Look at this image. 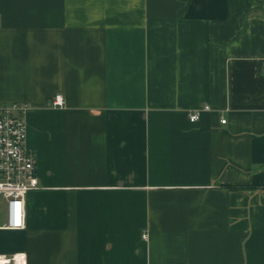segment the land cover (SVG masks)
Returning <instances> with one entry per match:
<instances>
[{"label": "crops", "instance_id": "obj_1", "mask_svg": "<svg viewBox=\"0 0 264 264\" xmlns=\"http://www.w3.org/2000/svg\"><path fill=\"white\" fill-rule=\"evenodd\" d=\"M14 102L40 187L0 255L264 264V0H0Z\"/></svg>", "mask_w": 264, "mask_h": 264}, {"label": "built area", "instance_id": "obj_2", "mask_svg": "<svg viewBox=\"0 0 264 264\" xmlns=\"http://www.w3.org/2000/svg\"><path fill=\"white\" fill-rule=\"evenodd\" d=\"M51 106L63 107L65 100L57 95ZM28 106L25 103H0V214L5 216L2 229L23 230L26 227V197L40 187L37 176L35 154L26 146L27 126L25 114ZM205 106L189 115L191 122L200 119ZM222 123H226L222 119ZM147 238V235H143ZM24 252L11 255H0V264H26Z\"/></svg>", "mask_w": 264, "mask_h": 264}, {"label": "rangeland", "instance_id": "obj_3", "mask_svg": "<svg viewBox=\"0 0 264 264\" xmlns=\"http://www.w3.org/2000/svg\"><path fill=\"white\" fill-rule=\"evenodd\" d=\"M3 215V213L1 214V216Z\"/></svg>", "mask_w": 264, "mask_h": 264}]
</instances>
